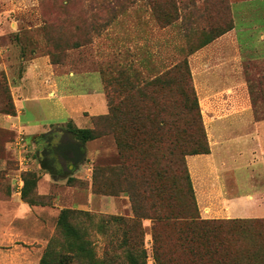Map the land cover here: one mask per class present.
I'll return each instance as SVG.
<instances>
[{"label":"rangeland","instance_id":"374dc122","mask_svg":"<svg viewBox=\"0 0 264 264\" xmlns=\"http://www.w3.org/2000/svg\"><path fill=\"white\" fill-rule=\"evenodd\" d=\"M261 5L264 7V0H0V113L4 114L12 108L10 97H14L10 81L20 78L26 64L40 55L58 60L56 65L66 71L91 74V78L99 76L108 105L109 97L113 98L115 104L125 98L114 115H104L109 110L106 111L101 98L91 94V100L85 102L88 106L86 109L96 115H91V125L88 127L94 129L97 138L80 144L84 154L80 162L75 164L70 160L68 163L69 159L62 158L63 167L55 171L59 183L51 192L47 193L46 184L40 190L39 181L37 190L31 185V197L46 202L44 206L49 207L46 217L49 229L42 239L44 248L40 252L41 257L52 237L58 238L59 243L63 242L57 224L62 208L88 210L97 221L111 215L125 217L119 236L124 237L125 232L126 236L132 237L131 246L138 247L140 239L134 231L133 221L135 211L131 194L125 191L126 177L131 171L120 166L116 136L122 133L127 140H131L133 130L129 121L133 116H139L154 118L150 121L154 133L165 138L172 137V126L157 130L158 118L172 120L180 111L185 112L183 118H196L193 81L191 77L185 80L174 77L177 83L173 84L172 90L153 83L139 92L121 86L119 80L124 81L126 77L119 78V71L124 70L127 79L138 86L142 80L150 81L177 64L173 76L181 77L186 70L184 62L188 61L190 67L189 55L199 49L209 36L235 27V8H255L241 11V15H246L245 25L253 26L262 23L259 22L264 15V11L259 9ZM244 67L249 86L253 87L256 116L258 119L264 118V58L249 57L244 61ZM79 86L77 84L76 87ZM23 105L30 113L31 109L39 108L41 116L36 118H68L65 111L51 116L54 113H50V105L41 100L33 98L23 102ZM101 118L116 119L110 123ZM86 120L85 116L82 121L80 118L77 121L84 123ZM70 122L75 125L74 121ZM70 122L65 125L63 137L75 140V135L69 131ZM115 126L116 129H113ZM187 133L198 134V130L195 126L190 127ZM14 140L16 136L13 133L0 128V155L10 156V162L15 167L19 163L18 154L5 148L7 141ZM26 141L27 157L31 159L29 172L40 175L41 179L43 172H49L39 165L42 142L34 138ZM163 149L168 155L169 145L165 143ZM169 156L172 174L184 176L187 172L177 167L174 155L170 153ZM117 167L120 170L110 169ZM101 168L106 169L105 172L100 171V174L105 173L106 187L96 190L95 176ZM117 171L119 174H114ZM113 185L116 189H113ZM193 187L196 193L194 183ZM110 190L115 192L111 193ZM185 201L182 198L178 204ZM197 202V214L203 217L198 199ZM83 220L88 221L86 218ZM140 221L149 263L156 264L153 258L154 221L152 218H140ZM109 225L115 227L106 231L107 235L104 231L93 230L92 240L100 256L104 255L105 249L111 250V246H115L110 242L109 234L117 227L115 223ZM27 240L26 244L34 242Z\"/></svg>","mask_w":264,"mask_h":264},{"label":"crops","instance_id":"0c3cea01","mask_svg":"<svg viewBox=\"0 0 264 264\" xmlns=\"http://www.w3.org/2000/svg\"><path fill=\"white\" fill-rule=\"evenodd\" d=\"M235 9V27L189 55L211 151L189 155L187 162L206 218L264 217V118L257 119L244 67L249 57L264 58V15L259 20L262 23L247 26L241 11L255 8ZM10 86L16 113H0V128L9 130L16 140L40 139L39 165L49 172L47 178L42 173L39 189L46 184L49 193L59 183L55 171L63 167L56 147L63 140L65 125L70 121L78 127L91 125V115L96 114L85 104L91 94L101 98L109 110L103 83L99 76L66 71L51 63L48 55H40L26 64L21 77L10 81ZM33 98L47 102L50 113L55 114L51 116L65 111L68 118H36L41 116L39 108L30 113L23 105ZM85 116L84 123L77 121ZM14 141H7L5 148L18 154L19 163L14 167L10 156L0 155V264H39L42 239L49 229V207L22 198V173L29 171L31 159L22 163ZM27 239L34 240L33 244H26Z\"/></svg>","mask_w":264,"mask_h":264},{"label":"trees","instance_id":"16d2710c","mask_svg":"<svg viewBox=\"0 0 264 264\" xmlns=\"http://www.w3.org/2000/svg\"><path fill=\"white\" fill-rule=\"evenodd\" d=\"M232 28L222 29L218 34L209 36L202 46ZM50 60L53 64L58 63L54 58L50 57ZM184 63L186 70L181 77L173 76L177 64L168 67L150 81L142 80L139 86L127 79L124 70H120L119 78L126 77V79L119 82L121 86L136 91H142L153 83L172 90L173 84L177 83L174 77L184 80L186 77H191L193 81L188 61ZM249 87L253 95V87L251 85ZM192 90L196 118H183L184 111H180L172 120L158 118L157 130L172 126L174 131L172 137L165 138L154 133L152 130L154 126L150 124L154 118L139 116H133L129 121L133 130L131 140H127L122 133H117L120 166L131 171L126 177L125 191L130 192L135 211L133 221L134 231L140 239L138 247L131 246L132 237L126 236L125 232L124 237L119 236V229L125 217L111 215L97 221L88 210L62 208L57 224L63 242L59 243L58 238L52 237L39 264H150L140 218H152L154 221L153 258L156 264H264V217L203 218L197 214L198 202L187 157L209 153L211 148L194 81ZM10 99L12 108L5 113L14 115L16 109L13 99L11 97ZM124 100L125 98L115 104L113 98L109 97V111L104 115H114ZM101 119L111 123L116 118ZM71 123H69V131L75 135V140L63 137L56 151L62 158L70 159L76 164L84 155L80 144L97 138V135L91 127H78ZM194 126L198 134L187 133L188 129ZM113 129H116V126ZM165 143L169 145L168 155L163 149ZM170 153L174 155L177 167L187 172L184 176L178 173L172 174ZM118 168L110 169L120 170ZM105 170L101 168L96 173L94 183L96 190L106 187L105 173L100 174V171L105 172ZM114 174L117 175L119 172ZM22 176L24 179L22 198L31 204L45 205L46 202L38 201L30 195L33 187L34 190L38 189L40 175L24 171ZM112 187L116 189V186ZM110 192L114 193L115 190ZM182 198L186 201L179 205L178 200ZM82 217L88 221H84ZM111 223H115L117 227L109 234V240L115 243V246H111V250L105 249L104 255L100 256L92 240L93 230L104 231L107 235L106 231L115 227V225L110 226Z\"/></svg>","mask_w":264,"mask_h":264},{"label":"built area","instance_id":"2783aa9c","mask_svg":"<svg viewBox=\"0 0 264 264\" xmlns=\"http://www.w3.org/2000/svg\"><path fill=\"white\" fill-rule=\"evenodd\" d=\"M15 147H17L21 154H22V163H28L29 162V158L27 157V153H28V148H27V142L24 140V137L20 138L19 140H15Z\"/></svg>","mask_w":264,"mask_h":264}]
</instances>
